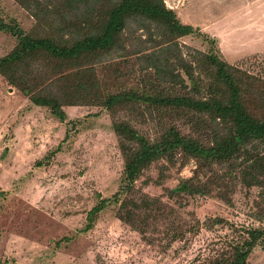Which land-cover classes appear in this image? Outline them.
Instances as JSON below:
<instances>
[{"label": "rangeland", "instance_id": "374dc122", "mask_svg": "<svg viewBox=\"0 0 264 264\" xmlns=\"http://www.w3.org/2000/svg\"><path fill=\"white\" fill-rule=\"evenodd\" d=\"M162 1L181 22L200 20V31L211 38L213 20H220L216 26L221 28H228L232 18L237 24L249 18L264 22V0ZM245 1L250 8L244 9ZM21 2L0 0L5 23L35 35L68 36L58 27L63 23L58 13L65 15L58 0ZM82 9H73L69 21L80 19ZM258 34L250 30V43L261 40ZM241 36L245 34H236ZM171 39L152 22L128 19L118 43L88 61L55 69L30 64L28 70L42 72L53 93L78 98L79 103L62 106V121L47 107L32 104L0 75V264H220L230 258L231 245L244 228L264 225V189L243 186L216 164L204 167L186 186L195 161L177 152L170 160L151 162L133 183L134 198L159 201L142 221V232L119 220L114 204L87 219L98 196L110 197L121 184L123 161L111 129L113 119L128 121L149 140L170 126L199 141L208 137L198 113L129 103L116 106L112 114L95 99L128 90L192 95L183 69L171 56L180 53L183 64L205 81L200 76V52L209 45L192 35ZM16 40L7 29L0 30V57ZM222 44L227 51L228 39ZM256 47L225 59L229 63L237 58L232 66L264 79V51L252 53ZM160 50L170 55L172 73L187 88L176 76L164 80L156 75L152 64L141 59ZM78 81L87 83L89 90L74 91ZM176 230L183 231L182 237L169 241ZM246 264H264V237L251 249Z\"/></svg>", "mask_w": 264, "mask_h": 264}, {"label": "trees", "instance_id": "16d2710c", "mask_svg": "<svg viewBox=\"0 0 264 264\" xmlns=\"http://www.w3.org/2000/svg\"><path fill=\"white\" fill-rule=\"evenodd\" d=\"M16 1L23 4L22 0ZM58 1L67 15L58 13L63 20L58 27L68 31L67 37L62 34L35 35L24 32L17 26L5 23L0 17V30L7 29L17 39L13 48L0 57V75L32 104L47 107L58 121L65 116L62 106L77 104L78 98L69 99L63 91L53 93L42 72L28 70L30 64L43 63L55 69L88 61L118 43L128 19L152 22L172 39L192 35L209 45L206 52H200V76L203 75L205 81L201 77L199 79L190 66L183 64L180 53L171 56L176 65L183 69L192 95H188V92L169 94L165 89H159L140 93L128 90L95 97L112 114L116 112V106L129 103H141L185 115L190 111L195 112L200 114V124L207 127L209 134L206 141H199L170 126L155 140H149L128 121L113 119L111 129L123 161L121 184L110 197L98 196L96 204L87 212V219L114 204L115 216L142 232V221L150 215L151 207L158 208L159 201L146 196L134 198L133 183L151 162L160 158L170 160L176 152L183 158L195 161L192 175L184 182L186 186L192 185L193 178L204 167L216 164L223 165L228 173H233L243 186L264 189V79L227 63L216 49L214 38L190 24L182 23L162 0ZM79 6L83 7L80 19L69 21L71 11ZM34 18L38 20L39 16L34 14ZM213 45L219 57L213 52ZM166 49L170 51V47ZM141 59L152 64L156 75L164 80H173L176 76L181 87L187 88L179 75L172 73L170 55L165 51L149 52ZM73 89L86 92L89 85L78 81ZM182 235V230H176L168 240ZM263 237L264 225L244 228L240 238L231 245L230 258L220 264H246L249 252Z\"/></svg>", "mask_w": 264, "mask_h": 264}, {"label": "crops", "instance_id": "0c3cea01", "mask_svg": "<svg viewBox=\"0 0 264 264\" xmlns=\"http://www.w3.org/2000/svg\"><path fill=\"white\" fill-rule=\"evenodd\" d=\"M251 7V4L247 3L245 1V4H244V9H248ZM233 13L231 12L229 14L232 15ZM245 15H248L247 17L249 18V16H251L249 13H247V10H245ZM183 21V20H181ZM220 20H213V30H212V36L216 42V45H218V51L221 55V57L226 61L228 62L225 58L228 56L230 58H233L235 57L237 54L238 56L237 57H240L242 55L241 50L242 49H245L247 47H256L252 53H255V52H261V51H264V22L262 21V19L259 21V22H252V19L250 20V18L248 19V22L247 19L245 20V22H241L240 24L236 23L235 19H231L229 20V24H228V28H221L219 26H216V24L219 22ZM182 23H186V24H190L192 27H196L200 30V20H197L195 19L194 22H192L191 20H187V21H184ZM256 24V25H254ZM250 30L252 32V30L254 31V33H259L258 34V37L259 39V42L257 43H250L251 39H250V36L249 33H250ZM244 33L245 36H241V37H236V34L237 33ZM261 34V35H260ZM263 35V37H262ZM228 36V37H227ZM227 38L228 39V42H229V48L227 49L226 51V48H224L222 42L224 41V38ZM261 42V46H259V43ZM263 42V43H262ZM233 48V50H232ZM259 48H262V49H259ZM252 48H250L251 50ZM230 50V51H228ZM247 51V50H246ZM243 56V55H242ZM237 59V58H236ZM236 59H233V60H230L229 63L231 64L232 61H235Z\"/></svg>", "mask_w": 264, "mask_h": 264}]
</instances>
